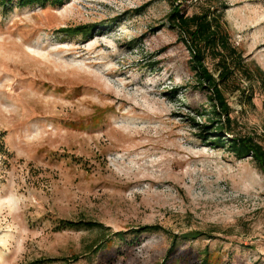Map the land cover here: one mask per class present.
Returning a JSON list of instances; mask_svg holds the SVG:
<instances>
[{"label": "rangeland", "instance_id": "1", "mask_svg": "<svg viewBox=\"0 0 264 264\" xmlns=\"http://www.w3.org/2000/svg\"><path fill=\"white\" fill-rule=\"evenodd\" d=\"M222 1L232 42L264 71V0ZM171 7L0 0V264H162L166 231L205 233L180 238L170 264H201L205 248L206 264H264V171L206 140ZM225 91L235 132L264 144L263 77ZM72 221L127 233L91 254L100 232ZM148 225L166 231L133 233Z\"/></svg>", "mask_w": 264, "mask_h": 264}, {"label": "trees", "instance_id": "2", "mask_svg": "<svg viewBox=\"0 0 264 264\" xmlns=\"http://www.w3.org/2000/svg\"><path fill=\"white\" fill-rule=\"evenodd\" d=\"M14 0H2V3H10ZM171 11L166 17L169 29L175 31L178 40L183 43L190 53L189 64L196 72L198 88L206 92L207 113L203 114L207 120L210 131L206 140L212 141L220 147H224L238 159L252 157L257 166L264 171V144L258 142L253 135H239L235 132L236 120L233 117V107L226 95L225 87L236 79L239 73L252 78L256 72L263 77L264 71L260 68L253 71L244 54L231 40L228 23L226 21V5L222 0H169ZM21 6L28 4H52L61 5L64 0H19ZM193 7L196 11L190 12ZM213 60L217 66L219 75L216 76L207 64V60ZM231 136L232 139H229ZM69 226L84 225L100 232V239L89 253L93 254L104 246L112 245L114 237L125 239L127 232H113L111 227L94 221L69 222ZM166 229L160 225H148L133 233L159 232ZM172 236L169 253L162 264H170L179 252L177 250L181 239L196 238L205 233L190 231L178 235L166 231ZM181 238V239H180ZM212 252L205 248L200 252L203 256L201 264L210 261ZM79 260L78 256H72L69 263Z\"/></svg>", "mask_w": 264, "mask_h": 264}]
</instances>
